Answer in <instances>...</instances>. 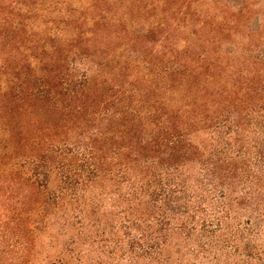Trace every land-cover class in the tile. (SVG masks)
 I'll return each mask as SVG.
<instances>
[{
    "label": "trees",
    "instance_id": "trees-1",
    "mask_svg": "<svg viewBox=\"0 0 264 264\" xmlns=\"http://www.w3.org/2000/svg\"><path fill=\"white\" fill-rule=\"evenodd\" d=\"M218 4L0 0V229L30 235L117 173L168 221L195 218L206 185L221 190L220 223L245 199L264 205V53L243 47L248 1ZM153 239L151 264H178Z\"/></svg>",
    "mask_w": 264,
    "mask_h": 264
},
{
    "label": "rangeland",
    "instance_id": "rangeland-1",
    "mask_svg": "<svg viewBox=\"0 0 264 264\" xmlns=\"http://www.w3.org/2000/svg\"><path fill=\"white\" fill-rule=\"evenodd\" d=\"M242 1L231 3L236 8ZM246 1L251 21L249 30H244L243 47L249 51L253 42L263 54L264 0ZM218 2L223 4L225 0ZM190 138L206 150L223 148L216 134L200 132ZM262 143L258 140L260 147ZM251 146L248 143L247 148ZM239 150L234 147V154L239 155ZM251 151L246 157L247 166L262 169L256 149ZM185 173L189 181L201 178L202 174L193 166ZM117 175L114 180L80 191L77 197H67L64 205L51 209L30 235L0 229V264H151L153 238L159 234L166 239L171 261L178 264H264V205L256 204V195L252 200L245 199L230 218L220 223L214 210L221 190L206 185L198 192L212 202L199 203L193 219L173 217L168 221L148 198L136 199V186ZM128 176L137 181L132 170ZM179 223L184 226L182 233L172 228Z\"/></svg>",
    "mask_w": 264,
    "mask_h": 264
}]
</instances>
